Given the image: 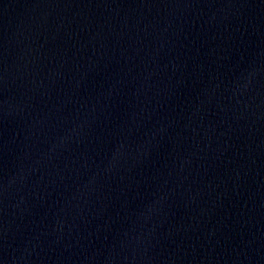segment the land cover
I'll return each instance as SVG.
<instances>
[{
	"label": "water",
	"instance_id": "obj_1",
	"mask_svg": "<svg viewBox=\"0 0 264 264\" xmlns=\"http://www.w3.org/2000/svg\"><path fill=\"white\" fill-rule=\"evenodd\" d=\"M0 264H264V0H0Z\"/></svg>",
	"mask_w": 264,
	"mask_h": 264
}]
</instances>
